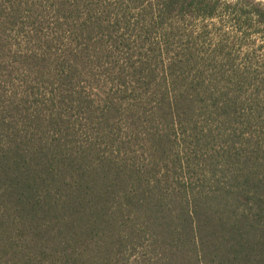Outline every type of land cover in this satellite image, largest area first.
Instances as JSON below:
<instances>
[{"label": "trees", "instance_id": "obj_1", "mask_svg": "<svg viewBox=\"0 0 264 264\" xmlns=\"http://www.w3.org/2000/svg\"><path fill=\"white\" fill-rule=\"evenodd\" d=\"M250 35L251 0H0V264H264Z\"/></svg>", "mask_w": 264, "mask_h": 264}, {"label": "rangeland", "instance_id": "obj_2", "mask_svg": "<svg viewBox=\"0 0 264 264\" xmlns=\"http://www.w3.org/2000/svg\"><path fill=\"white\" fill-rule=\"evenodd\" d=\"M223 1L235 3L238 0H223ZM251 1H255L257 3H261L264 5V0H251ZM51 19H53V16ZM228 21H229V19L226 16L225 17L223 16L221 18V20L215 18L212 20L204 21V22L196 21V23H194L193 26L191 25L192 23L187 22L186 23L187 24L186 29L188 31H191V29H193L195 31V35H197L196 33H200V31H197V29L204 28L205 26L207 27L205 32L202 34V39H201L200 43L196 47V49H198L200 52H202V54H204L206 56V55H210V54L214 53L213 51L216 49L215 48L216 34L219 35V34L225 33V35L228 37L235 36L233 34L232 28L230 27V24ZM49 32H50V30H49ZM47 37L52 38L53 35L48 34ZM187 40H188V37L186 35H184L183 42L186 43ZM156 42H160V43L162 42V39H161L160 35H158V34H155V36L151 39V42H148V44H150V43L154 44ZM130 43L134 48H138V50H139L138 45L134 43L133 37L130 40ZM148 44L146 43L145 48L148 47L147 46ZM69 45H70L69 41L67 39H65V45H64L65 49L67 47L71 48V46H69ZM231 49H232V47H231ZM141 50H143V49H141ZM232 52H233V55H236L238 57V63H242L246 59L245 54H249L248 56H250V57L253 56L254 61L257 63L258 69L262 70V72L264 73V45L262 44V40L260 38H258L257 36L250 35L247 40L243 41V43L240 47L238 45H235ZM124 53L120 54L121 61L125 57ZM135 56H138V55L135 54ZM126 57H127V54H126Z\"/></svg>", "mask_w": 264, "mask_h": 264}]
</instances>
